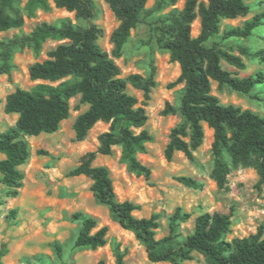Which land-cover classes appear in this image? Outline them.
<instances>
[{
  "label": "trees",
  "instance_id": "obj_1",
  "mask_svg": "<svg viewBox=\"0 0 264 264\" xmlns=\"http://www.w3.org/2000/svg\"><path fill=\"white\" fill-rule=\"evenodd\" d=\"M58 9L74 13L77 23L65 18L55 24H36L29 33L15 34L0 40V74L10 76L15 69L14 55L25 49L39 57L47 41L59 42L47 52V59L35 62L28 68L29 78L39 81L30 90L16 89L5 99L4 112L16 114L13 127L0 134V183L7 194L15 197L22 185L23 174L19 167L30 156L26 136L51 134L58 130L62 121L70 115V99L80 95L87 110L76 117L73 131L76 141H83L98 122L111 123V129L98 137V147L86 153L77 167L68 175L85 176L91 181L90 189L101 204L106 205L119 225L131 231L145 247L151 263L170 262L183 264L192 260V252L202 254L209 264H264V230L259 227L255 234L246 238L225 240L230 232V215L204 213L195 219L192 233L177 247L173 241L178 234L179 223L189 217L177 209L168 218L169 235L156 239L159 215L136 218L133 212L140 206L131 201L116 199L109 171L103 166H93L96 155L109 156L113 147L121 148L120 160L129 172L149 179L150 169L143 165L138 154L146 152V144L152 137L142 129L147 121L144 110L136 107L137 100L127 92V82L144 92L148 97L152 80L147 82L139 75L127 80L120 77L114 61L97 43L102 30L92 21L96 17L94 0H52ZM148 0H105L118 20L111 34V42L117 50L127 42L130 33L143 21L145 12L162 11L174 7L178 0H155L151 10H146ZM0 0V32L19 29L24 19H32L38 11L51 10L49 0ZM249 12L245 0H184L182 9L173 8L160 19L158 46L167 51L170 60L177 62L180 75L176 84L184 85L178 108L169 104L164 115H180L181 121L172 129L165 150L167 159L175 152H182L192 159V151L204 139L203 124L213 131V153L219 164L226 150L234 164L254 165L259 175L258 186L264 184V116L234 104H221L211 93V84L216 82L233 91L248 95L253 87L264 82V73L239 78L221 65L222 59L243 68L240 58L221 50L217 42L206 44L220 33V24L225 19L243 17ZM199 19L200 32L191 36V25ZM264 25V13L255 15L242 28L224 31V39L246 38L253 30ZM264 61V51L256 54ZM136 129H141L138 133ZM187 186L197 187L191 178H179ZM219 186L221 179H217ZM81 221L75 247L95 250L106 244L107 227L95 232L97 221L77 213ZM6 244L0 247V264L7 255ZM114 263L125 264L124 255L113 248ZM97 264H106L99 260Z\"/></svg>",
  "mask_w": 264,
  "mask_h": 264
},
{
  "label": "rangeland",
  "instance_id": "obj_2",
  "mask_svg": "<svg viewBox=\"0 0 264 264\" xmlns=\"http://www.w3.org/2000/svg\"><path fill=\"white\" fill-rule=\"evenodd\" d=\"M26 0H21L23 7ZM97 6L92 21L102 30L97 43L114 61L120 70V77L128 79L139 75L150 82L148 97L144 92L127 82V92L136 98V107L144 110L147 121L145 129L152 141L146 144V152L138 154L139 161L150 169L149 179L129 172L121 162V148L113 147L109 156L96 155L93 166H103L109 171L117 201H131L140 206L133 212L136 218L159 215L156 239L169 235L168 218L178 208L189 217L179 223L178 234L173 241L177 247L194 229L195 219L204 213L221 212L230 215L231 227L225 240L246 238L255 234L259 227L264 230V184L258 186L259 175L254 165L234 164L230 155L223 150L217 163L213 153V131L203 124L202 144L192 151V159L182 152H175L171 159L165 156L172 129L181 121L180 115H164L169 104L178 108L180 93L184 87L176 84L180 75L177 62L170 60L167 51L157 44L160 35V19L170 10L182 9L184 0H178L174 7L162 11L145 12L143 21L130 33L127 42L117 50L111 42V34L119 22L105 0H94ZM155 0H148L146 10L152 9ZM51 10L38 11L32 19H24L19 29L0 32V40L15 34L29 33L36 24H55L68 18L77 23L74 13L58 9L49 0ZM249 12L243 17L221 21L220 33L206 45L215 41L224 52L240 58L243 68H237L222 59L221 65L231 74L245 78L258 72L264 73V61L256 54L264 51V25L255 28L246 38L224 39V31L242 28L246 21L264 13V0H245ZM200 23L197 18L191 25V36L197 37ZM59 42L47 41L39 57L25 49L13 58L15 69L11 75L0 74V134L16 123L18 115L6 114V97L16 89L30 90L37 82L29 78L28 68L35 62L47 59V52ZM211 93L221 104H234L264 116V82L253 87L246 95L231 90L216 82L211 84ZM70 115L62 121L56 132L26 136L30 156L19 167L23 174L22 185L15 197L7 194V188L0 183V247L6 244L7 255L2 264H97L104 260L114 263L113 248L124 255L125 264H172L151 263L145 247L135 235L123 229L110 212L94 197L91 181L85 176L72 177L68 173L77 167L88 152L96 151L98 137L111 129V123H96L83 141H76L73 123L88 106L80 101V95L72 97ZM141 129H136L138 133ZM3 156L0 155V159ZM191 178L197 187L184 185L179 178ZM222 185L219 186L217 179ZM80 213L97 221L95 232L107 227L106 244L95 250L75 247L74 243L81 227V221L74 218ZM192 260L183 264H209L200 253L192 252Z\"/></svg>",
  "mask_w": 264,
  "mask_h": 264
}]
</instances>
